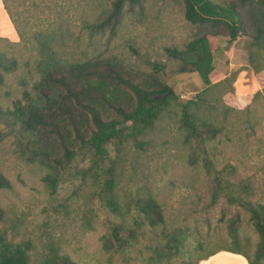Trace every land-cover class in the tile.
Segmentation results:
<instances>
[{"label":"trees","instance_id":"1","mask_svg":"<svg viewBox=\"0 0 264 264\" xmlns=\"http://www.w3.org/2000/svg\"><path fill=\"white\" fill-rule=\"evenodd\" d=\"M17 1L24 7L28 2L27 7L17 12L12 3L15 0H1L19 38L16 46L35 51V80L7 112L20 156L44 172V181L52 190L59 183L76 180L84 186L91 181L93 199L107 214L101 220L105 229L101 240L109 263L168 264L170 258L179 257L180 264H198L220 251L193 259L205 242L192 236L190 229L170 228L163 205L152 194L119 204L116 180L125 150L129 147L146 152L148 135L165 118L172 117H178L182 144L192 151L189 163L194 165L199 158L211 177L209 207L223 196L229 206L248 213L260 237L250 258L238 248L237 215L228 225L235 247L221 250L244 256L248 264L264 262V203L252 202L249 188L234 184L223 172L225 169L214 170L206 146L219 129L201 116L205 102L202 95L179 100L165 83L167 64L147 60L148 70H143L118 55L97 53L91 42L83 43L82 33L91 39L107 31L109 37H114L125 17L140 8L144 0H101L95 14L79 20L77 32L72 28L76 20L60 15L55 3L53 11L48 12L44 0ZM88 1L97 0H85L86 6ZM178 1L184 19L206 32L182 50L165 49L167 58L176 63L170 75L195 73L209 87L219 37H228L231 43L242 34L252 48L264 53V0ZM17 69L16 58L0 55V86L4 77ZM9 188V182L0 174V190ZM0 225V264H77L55 247L33 260L30 240L20 238L13 224L5 226L1 207ZM139 239L147 242L144 248L148 255L132 258L131 263L127 250ZM186 243L193 249H186Z\"/></svg>","mask_w":264,"mask_h":264},{"label":"rangeland","instance_id":"2","mask_svg":"<svg viewBox=\"0 0 264 264\" xmlns=\"http://www.w3.org/2000/svg\"><path fill=\"white\" fill-rule=\"evenodd\" d=\"M44 1L48 12L53 11L55 3L60 15L76 20L72 28L77 32L79 20L95 14L101 0L88 1L87 6L85 0ZM17 2H12L17 12L27 7L28 2L25 7ZM228 14L237 19L231 12ZM12 29L16 35L13 40L0 37V55L18 60V69L6 75L0 86V174L10 184L9 189L0 190L5 226L13 224L20 238L30 240L33 260L55 247L77 264H110L101 240L105 233L101 220L107 214L93 199L91 181L84 186L76 180L59 183L52 190L44 181V172L20 156L7 112L21 98L22 90H29L35 80V51L16 46L19 38L13 26ZM203 32L206 29L192 26L184 19L178 0H144L140 8L125 17L114 37H109L107 31L91 39L87 33L82 36L83 43H93L97 53L118 55L139 69L148 70L147 60L167 64L165 83L181 101L201 94L205 101L201 116L219 129L216 138L206 146L214 170L225 169L223 172L234 184L249 188L252 202L264 203L263 50L252 48L242 34L231 43L228 37H219L209 87L195 73L170 75L176 63L167 58L165 49L182 50ZM181 139L178 117L165 118L148 135L150 144L146 152L129 147L125 150L117 171L119 204L123 206L130 198L152 194L163 205L170 228L190 229L192 236L205 242L193 259L227 247L234 249L228 225L238 215V248L253 258L260 237L249 222L248 213L229 206L223 196L209 207L211 177L197 156L194 165L189 163L192 151ZM146 244L139 239L127 250L131 263L132 258L148 255ZM186 249L193 247L186 243ZM167 263L180 264V259L173 257Z\"/></svg>","mask_w":264,"mask_h":264},{"label":"crops","instance_id":"3","mask_svg":"<svg viewBox=\"0 0 264 264\" xmlns=\"http://www.w3.org/2000/svg\"><path fill=\"white\" fill-rule=\"evenodd\" d=\"M0 37H7L13 40L16 35L6 15L0 0ZM198 264H248L246 258L240 254L220 250L212 253Z\"/></svg>","mask_w":264,"mask_h":264}]
</instances>
